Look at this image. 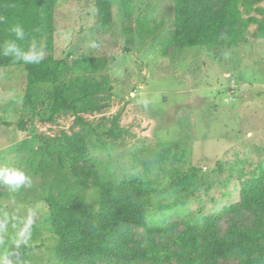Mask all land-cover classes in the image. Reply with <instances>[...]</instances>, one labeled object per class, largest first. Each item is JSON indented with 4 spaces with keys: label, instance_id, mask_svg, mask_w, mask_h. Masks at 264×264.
Segmentation results:
<instances>
[{
    "label": "rangeland",
    "instance_id": "374dc122",
    "mask_svg": "<svg viewBox=\"0 0 264 264\" xmlns=\"http://www.w3.org/2000/svg\"><path fill=\"white\" fill-rule=\"evenodd\" d=\"M257 7L263 13L252 16L264 21V1ZM174 22V0L115 2L106 28L97 26L95 0H56L54 57L70 65L109 60L101 73L110 81L106 89L78 101L91 128L72 111L51 117L54 85L30 83L23 66L0 68V264H59L63 257L47 216L48 198L64 187L37 164L45 155L62 167L61 156L46 148L66 145L67 138L86 153V161H76L92 172L85 195L91 212L99 210L96 179L140 184L157 205L143 227L133 228L129 248L179 251L184 237L211 229L221 237L256 230L264 245L263 210L223 212L239 202L243 182L264 171V39L253 37L252 25L248 43L216 50L215 62L206 48L179 47ZM32 54L48 56L44 41ZM84 91L76 86L68 100ZM60 177L61 186L65 179L74 186L68 173Z\"/></svg>",
    "mask_w": 264,
    "mask_h": 264
},
{
    "label": "trees",
    "instance_id": "16d2710c",
    "mask_svg": "<svg viewBox=\"0 0 264 264\" xmlns=\"http://www.w3.org/2000/svg\"><path fill=\"white\" fill-rule=\"evenodd\" d=\"M97 26L110 27L113 23L115 2L128 6L133 0H95ZM264 0H174V42L182 48H206L215 62L216 50L238 47L248 43V29L257 26L256 39H264V21L253 17L262 12L255 6ZM56 0H0V68L23 66L32 84L54 85L51 117L72 111L78 121L90 126L79 116L78 101L87 100L89 94L104 90L110 81L101 73L108 59H80L72 65L54 57ZM246 14V15H244ZM44 41L47 57L32 54L36 42ZM129 53V49L126 50ZM81 86L84 93L69 101L71 91ZM10 126L9 123H5ZM28 124L18 129L26 131ZM91 128V126H90ZM109 129L106 134H113ZM100 134V133H99ZM105 134V133H103ZM63 146L47 145V152L60 155L56 168L51 159L43 156L39 170L54 172L60 178L54 186L64 187L57 197L48 198L47 231L56 239L57 250L63 253L59 264H99L106 259L173 262L177 264H264L262 233L256 230L233 229L225 237L211 229L208 235H189L183 238L179 251L170 249L149 251L133 249L127 243L133 240V228L143 227L147 212L156 207L143 196V187L137 183L113 184L96 179L94 187L99 193V210L91 212L86 204L92 172L80 168L76 160L86 159L85 150L76 141L67 138ZM52 148V149H51ZM60 168V169H59ZM68 173L70 179L61 186L60 175ZM68 178V177H67ZM68 183V184H67ZM164 205L160 206L163 208ZM158 208V207H157ZM258 208L264 211V171L243 182L239 202L225 208L224 213Z\"/></svg>",
    "mask_w": 264,
    "mask_h": 264
}]
</instances>
